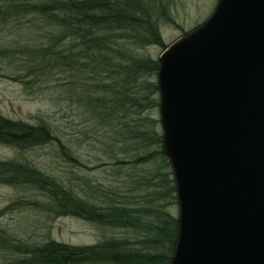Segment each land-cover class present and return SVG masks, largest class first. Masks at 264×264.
<instances>
[{
	"label": "trees",
	"instance_id": "16d2710c",
	"mask_svg": "<svg viewBox=\"0 0 264 264\" xmlns=\"http://www.w3.org/2000/svg\"><path fill=\"white\" fill-rule=\"evenodd\" d=\"M169 2L0 0V30L12 29L26 40L21 49L26 54L22 67L46 75L54 70L63 74L76 72L82 80H92L88 89H78L81 92L76 93L77 102L88 110L90 118L111 129L114 138L118 137L116 143L124 145L118 149L119 154L132 152L129 159L133 165L153 163L150 171L129 175V182L134 184L131 192L137 194L132 196H138L136 201L135 197L131 199L138 204L165 201L177 205L172 170L161 150L162 134L155 129L158 121L140 117L159 106V100L150 97L158 92L157 83L149 80L157 74L158 62L137 53L150 45L163 50L168 46L162 41L161 27L170 17ZM21 30L30 37L20 34ZM53 140L51 130L41 122L26 125L0 118V144L22 150ZM114 155L111 158L115 164H122ZM16 167V162H0V182H25L24 178L19 180L18 176L6 174ZM141 186L147 188L138 195L143 190L139 189ZM50 193L65 211L67 198ZM124 201L109 198L100 206L78 201L72 207L76 216L102 227L141 225L144 235L136 242V248L129 241L116 238H104L84 247L50 241L16 264H171L178 234L177 216L164 211L162 205L149 211H133ZM140 212L151 215V219L147 223L141 221Z\"/></svg>",
	"mask_w": 264,
	"mask_h": 264
},
{
	"label": "water",
	"instance_id": "95a60500",
	"mask_svg": "<svg viewBox=\"0 0 264 264\" xmlns=\"http://www.w3.org/2000/svg\"><path fill=\"white\" fill-rule=\"evenodd\" d=\"M157 62L171 264H264V0H218Z\"/></svg>",
	"mask_w": 264,
	"mask_h": 264
},
{
	"label": "rangeland",
	"instance_id": "374dc122",
	"mask_svg": "<svg viewBox=\"0 0 264 264\" xmlns=\"http://www.w3.org/2000/svg\"><path fill=\"white\" fill-rule=\"evenodd\" d=\"M217 1L170 0V17L161 27L163 43L169 45L203 23ZM11 30H0V118L26 125L41 122L55 140L22 150L0 144V162H16L18 166L6 174L25 181L17 185L0 182V264L26 260L31 251L50 241L84 247L104 238H116L129 241L136 248V242L144 235L141 225L102 227L76 216L72 203L90 201L100 206L109 198L124 199L123 203L133 211H149L162 205L172 216L178 215V206L165 201L135 203L138 196H132L137 194L131 192L134 184L129 182V175L148 172L153 163L133 165L129 159L132 152L119 154L118 149L124 145L116 143L118 137L114 138L111 129L90 118L88 110L77 102L76 93L81 92L78 89H88L92 80H82L76 72L63 74L54 70L46 75L22 67L26 61L25 51H21L25 37L23 40ZM19 33L28 36L25 31ZM162 51L160 46L150 45L137 53L157 60ZM82 75L91 77L86 72ZM149 80L156 83V75ZM150 97L159 100L158 92ZM140 117L158 121L155 129L161 133L158 107ZM112 155L123 163L115 164ZM145 188L141 186L139 189L143 190L138 195L144 194ZM50 191L67 198L65 211L51 198ZM139 214L141 221L147 223L151 219V215Z\"/></svg>",
	"mask_w": 264,
	"mask_h": 264
}]
</instances>
